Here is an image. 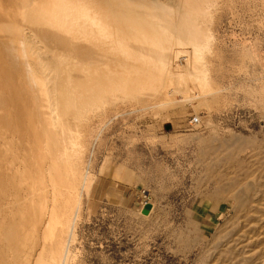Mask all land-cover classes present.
<instances>
[{"label": "bare ground", "instance_id": "obj_1", "mask_svg": "<svg viewBox=\"0 0 264 264\" xmlns=\"http://www.w3.org/2000/svg\"><path fill=\"white\" fill-rule=\"evenodd\" d=\"M236 1L264 29V0ZM232 4L0 0V264L68 262L81 191L90 190L83 157L124 106L128 114L215 104L223 88L212 77L211 25ZM252 49L241 47V59L256 63ZM255 81L251 100L264 109V72ZM226 142L248 148L239 138ZM254 173L250 188L243 179L226 188L236 220L215 246L222 264H264V176ZM217 195L206 199L218 202Z\"/></svg>", "mask_w": 264, "mask_h": 264}, {"label": "rangeland", "instance_id": "obj_2", "mask_svg": "<svg viewBox=\"0 0 264 264\" xmlns=\"http://www.w3.org/2000/svg\"><path fill=\"white\" fill-rule=\"evenodd\" d=\"M231 2V10L214 13L211 25L218 69L212 77L223 88L219 99L210 109L192 101L181 109L142 113L127 114L130 108L123 107L126 114L111 120L102 141L83 157L86 169L92 168L90 190L81 191L75 241L64 264L223 263L215 246L236 220L226 188L239 179L250 188L254 170L257 178L264 176V109L251 100L259 89L255 79L264 72V29L258 30L247 4ZM241 47L257 50V62L242 60ZM192 118L198 123L190 125ZM231 138L248 148L228 147ZM216 195L218 202L207 201ZM145 205L151 211L142 215Z\"/></svg>", "mask_w": 264, "mask_h": 264}, {"label": "water", "instance_id": "obj_3", "mask_svg": "<svg viewBox=\"0 0 264 264\" xmlns=\"http://www.w3.org/2000/svg\"><path fill=\"white\" fill-rule=\"evenodd\" d=\"M149 209H150V206H149V205H145V206L143 207V209L141 210V214H142V215H147Z\"/></svg>", "mask_w": 264, "mask_h": 264}, {"label": "built area", "instance_id": "obj_4", "mask_svg": "<svg viewBox=\"0 0 264 264\" xmlns=\"http://www.w3.org/2000/svg\"><path fill=\"white\" fill-rule=\"evenodd\" d=\"M197 123H198V121H197L196 118H192V119L189 120V124H190V125H195V124H197Z\"/></svg>", "mask_w": 264, "mask_h": 264}]
</instances>
